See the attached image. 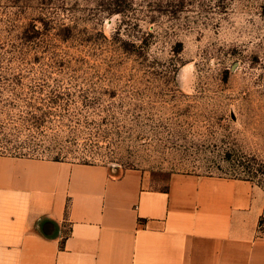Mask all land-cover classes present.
<instances>
[{"label": "rangeland", "instance_id": "1", "mask_svg": "<svg viewBox=\"0 0 264 264\" xmlns=\"http://www.w3.org/2000/svg\"><path fill=\"white\" fill-rule=\"evenodd\" d=\"M0 69V127L52 111L24 156L264 187V0H0Z\"/></svg>", "mask_w": 264, "mask_h": 264}, {"label": "crops", "instance_id": "2", "mask_svg": "<svg viewBox=\"0 0 264 264\" xmlns=\"http://www.w3.org/2000/svg\"><path fill=\"white\" fill-rule=\"evenodd\" d=\"M245 178L0 155V264H264Z\"/></svg>", "mask_w": 264, "mask_h": 264}, {"label": "trees", "instance_id": "3", "mask_svg": "<svg viewBox=\"0 0 264 264\" xmlns=\"http://www.w3.org/2000/svg\"><path fill=\"white\" fill-rule=\"evenodd\" d=\"M15 78L13 74L7 73L6 70L0 69V84L2 91L6 90L11 95L17 96L18 93L16 92V86L11 85L9 82L10 80H13ZM8 82V83H7ZM44 89V88H39ZM39 90L38 92L42 91ZM32 94V93H31ZM43 94V93H42ZM44 96H40V94H36L34 98H38V102L42 104H48V107L53 104H57L58 100L61 98L62 95H65L67 97H70L71 92L70 91H58L57 88H50L43 94ZM29 102V101H28ZM31 103V102H29ZM36 110L41 111L40 113L37 112H27L25 115H20L17 119V121L13 120L9 123L2 124L0 127V132L2 134L1 140V147L5 150H10L15 152V154H11L12 156H24V153L21 151L23 149H26V145L35 144L39 145V143L35 142L37 140V137H39V134H42L40 128L43 126V122L46 120V117L52 114V111L50 109H47L46 111L41 110L39 106H34ZM26 128L30 132L27 134V139L22 141H17V136L20 134V128ZM31 129L33 131H31ZM13 143V144H12ZM28 147V146H27ZM18 153H21L20 155ZM258 230L261 233H264V215H262L259 219L258 223Z\"/></svg>", "mask_w": 264, "mask_h": 264}]
</instances>
